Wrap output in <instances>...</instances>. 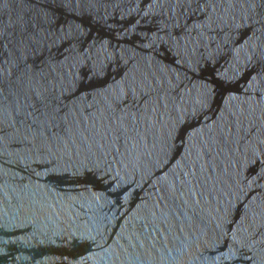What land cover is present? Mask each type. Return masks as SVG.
I'll return each mask as SVG.
<instances>
[{"label": "water", "instance_id": "1", "mask_svg": "<svg viewBox=\"0 0 264 264\" xmlns=\"http://www.w3.org/2000/svg\"><path fill=\"white\" fill-rule=\"evenodd\" d=\"M0 264H264V0H0Z\"/></svg>", "mask_w": 264, "mask_h": 264}]
</instances>
